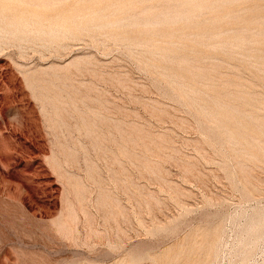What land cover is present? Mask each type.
<instances>
[{
  "label": "rangeland",
  "instance_id": "374dc122",
  "mask_svg": "<svg viewBox=\"0 0 264 264\" xmlns=\"http://www.w3.org/2000/svg\"><path fill=\"white\" fill-rule=\"evenodd\" d=\"M13 1L0 264H264V0Z\"/></svg>",
  "mask_w": 264,
  "mask_h": 264
},
{
  "label": "bare ground",
  "instance_id": "6f19581e",
  "mask_svg": "<svg viewBox=\"0 0 264 264\" xmlns=\"http://www.w3.org/2000/svg\"><path fill=\"white\" fill-rule=\"evenodd\" d=\"M8 1H9V0H8ZM12 1H13V0H12ZM16 1H17V0H16ZM30 1H31V0H30ZM30 1H29V3H30ZM40 1H41V0H40ZM43 1H44V0H43ZM46 1H47V0H46ZM48 1H49V0H48ZM52 1H54V0H52ZM57 1H58V0H57ZM59 1H60V0H59ZM71 1H72V0H71ZM0 2H3V0L0 1ZM13 2L15 3V1H13ZM34 2H36V1L34 0ZM55 2H56V1H55ZM81 2H82V1H81ZM83 2H84V1H83ZM86 2H88V1H86ZM5 3H6V2H5ZM5 3H4V4H5ZM11 3H12V2H11ZM14 3H13V4H14ZM22 3H23V2H22ZM42 3H43V2H42ZM42 3H41V4H42ZM45 3H46V2H45ZM52 3H53V2H52ZM72 3H73V2H72ZM79 3H80V2H79ZM111 3H112V2H111ZM159 3H160V2H159ZM4 4H3V6H2V7H4L3 9H5V5H4ZM19 4H20V3H19ZM38 4H40V2H38ZM64 4H65V3H64ZM74 4H75V2H74ZM1 5H2V4H1ZM21 5H22V4H21ZM26 5H28L27 2H26ZM54 5H55V4H54ZM19 6H20V5H19ZM39 6H40V5H39ZM46 6H47V5H46ZM48 6H49V4H48ZM65 6H66V5H65ZM81 6H82V5H81ZM154 6H155V5H154ZM156 6H157V5H156ZM161 6H164V5L161 4L159 7H161ZM167 6H168V5H167ZM169 6H170V5H169ZM176 6H177V5H176ZM0 7H1V6H0ZM7 7H8V5H7ZM7 7H6V8H7ZM13 7H14V5H13ZM20 7H22V6H20ZM242 7H243V6H242ZM16 8H17V7H16ZM16 8H15V9H16ZM25 8H26V7H25ZM33 8H34V7H33ZM42 8H46V7H42ZM56 8H57V7H56ZM76 8H77V7H76ZM153 8H154V7H153ZM180 8H181V7H180ZM15 9H14V10H15ZM18 9H19V8H18ZM18 9H17V10H18ZM154 9H156V8H154ZM31 10H33V9H31ZM4 11H6V9H5ZM4 11H3V13H4ZM28 11H29V10H28ZM64 11H65V10H64ZM7 12H8V11H7ZM13 12H16V10L13 11ZM34 12H35V11H34ZM0 13H1V12H0ZM16 13H18V11H17ZM5 14H6V13H5ZM41 14H42V12H41ZM46 14H47V13H46ZM46 14H45V16H46ZM165 14H166V13H165ZM165 14H164V15H165ZM225 14H226V12H225ZM14 15H15V14H14ZM223 15H224V14H223ZM65 16H66V15H65ZM39 17H40V16H39ZM35 20H36V19H35ZM217 20H218V19H217ZM37 21H38V20H37ZM39 21H40V20H39ZM44 22H45V21H44ZM117 23H118V22H117ZM155 23H156V22H155ZM112 24H113V23H112ZM109 26H110V25H109ZM119 26H121V25H119ZM199 26H200V25H199ZM50 29H51V28H50ZM261 29H262V28H261ZM53 30H54V29H53ZM263 30H264V29H263ZM24 31H25V30H24ZM42 31H43V30H42ZM54 31H55V30H54ZM222 31H223V30H222ZM258 32H259V31H258ZM192 33H193V32H192ZM3 35H4V34H3ZM3 35H2V36H3ZM217 35H218V33H217ZM26 36H27V35H26ZM36 36H37V35H36ZM117 36H118V35H117ZM249 36H250V35H249ZM6 37H7V36H6ZM111 37H112V36H111ZM218 37H219V36H218ZM64 38H65V37H64ZM80 38H81V37H80ZM192 38H193V37H192ZM120 41H121V40H120ZM112 42H113V41H112ZM117 42H118V41H117ZM17 43H19V42H17ZM102 43H103V42H102ZM223 43H224V42H223ZM223 43H222V44H223ZM251 43H252V42H251ZM47 44H48V43H47ZM47 44H46V45H47ZM54 44H55V43H54ZM118 44H119V43H118ZM220 44H221V43H220ZM35 45H36V44H35ZM58 45H59V44H58ZM62 45H63V44H62ZM59 46H60V45H59ZM17 47H18V46H17ZM61 47H62V46H61ZM63 47H64V45H63ZM208 47H209V46H208ZM48 48H49V47H48ZM59 48H60V47H59ZM101 48H102V47H101ZM123 48H125V47H123ZM61 49H62V48H61ZM130 50H131V49H130ZM132 50H133V49H132ZM22 52H23V51H22ZM84 56H85V55H84ZM77 57H78V56H77ZM80 57H81V56H80ZM82 57H83V56H82ZM243 58H244V57H243ZM75 59H76V58H75ZM90 59H91V57H90ZM176 59H177V58H176ZM171 60H172V59H171ZM172 61H173V60H172ZM188 61H189V60H188ZM228 61H229V60H228ZM78 62H79V61H78ZM84 62H85V61H84ZM230 62H231V61H230ZM173 63H174V62H173ZM175 63L177 64L178 62H175ZM190 63H191V62H190ZM65 64H66V63H65ZM71 64H72V63H71ZM80 64H81V62H80ZM89 64H90V63H89ZM171 64H172V63H171ZM188 64H189V63H188ZM183 65H184V64H183ZM199 65H200V64H199ZM179 66H180V65H179ZM61 67L63 68V66H61ZM84 67H85V66H84ZM177 67H178V66H177ZM239 67H240V66H239ZM241 67H242V66H241ZM243 67H244V66H243ZM80 68H81V67H80ZM181 68H182V67H181ZM195 68H196V67H195ZM71 69H72V67H71ZM82 69H83V68H82ZM205 69H206V68H205ZM69 70H70V69H69ZM182 70H183V69H182ZM35 71H37V70H35ZM79 71H80V70H79ZM86 71H87V70H86ZM213 71H214V70H213ZM25 72H26V71H25ZM25 72H24V74H25ZM27 72H28V71H27ZM38 72H40V71H38ZM53 72H54V71H53ZM42 73H43V72H42ZM60 73H61V72H60ZM218 73H219V72H218ZM49 75H50V74H49ZM61 75H62V74H61ZM41 76H42V75H41ZM46 76H47V75H46ZM52 76H53V75H52ZM59 76H60V75H59ZM103 76H104V75H103ZM112 76H113V75H112ZM112 76H111V77H112ZM35 77H36V76H35ZM50 77H51V76H50ZM109 77H110V76H109ZM194 77H195V76H194ZM52 78H53V77H52ZM59 78H60V77H59ZM103 78H105V77H103ZM116 78H118V76H117ZM116 78H115V80H116ZM61 79H62V78H61ZM105 79H107V78H105ZM110 79H111V78H110ZM122 79H123V78H122ZM26 80H27V79H26ZM26 80H25V81H26ZM51 80H52V79H51ZM59 80H60V79H59ZM113 80H114V79H113ZM71 81H72V80H71ZM111 81H112V80H111ZM123 81H124V80H123ZM222 81H223V80H222ZM222 81H221V82H222ZM226 81H227V80H226ZM66 82H67V81H66ZM115 82H117V81H115ZM120 82H121V81H120ZM216 82H217V81H216ZM219 82H220V81H219ZM82 83H83V82H82ZM82 83H81V84H82ZM112 83H113V82H112ZM121 83H122V82H121ZM123 83L125 84V82H123ZM217 83H218V82H217ZM235 83H236V82H235ZM237 83H238V82H237ZM117 84H118V83H117ZM118 85H119V84H118ZM121 85H122V84H121ZM29 86H30V85H29ZM76 86H78V85L76 84ZM82 86H84V83H83ZM82 86H81V87H82ZM123 86H124V85H123ZM125 86H126V85H125ZM165 86H166V85H165ZM171 86H172V84H171ZM78 87H79V86H78ZM172 87H173V86H172ZM179 87H180V85H179ZM181 87H182V86H181ZM216 87H217V86H216ZM219 87H220V86H219ZM28 88H29V87H28ZM63 88H64V87H63ZM84 88H85V87H84ZM124 88H126V87H124ZM168 88H169V87H167V89H168ZM48 89H49V88H48ZM40 90H41V89H40ZM85 90H86V88H85ZM89 90H90V88H89ZM72 91H73V90H72ZM92 91H93V90H92ZM50 92H51V91H50ZM52 92H53V91H52ZM73 92H74V91H73ZM77 92H78V90H77ZM90 92H91V91H90ZM94 94H95V93H94ZM87 95H88V94H87ZM99 95H100V94H98V96H99ZM210 95L213 96V94H210ZM80 96L82 97V95H80ZM83 96H84V95H83ZM33 97H34V96H33ZM45 97H46V96H45ZM85 97H86V95H85ZM38 98H39V96H38ZM46 98H47V97H46ZM67 99H68V98H67ZM78 99H79V98H78ZM99 99H100V98H99ZM37 100H38V99H37ZM49 100H50V99H49ZM75 100H76V99H75ZM82 100H84V99H82ZM68 101H69V100H68ZM105 101H106V99H105ZM86 102H88V101L86 100ZM68 103H69V102H68ZM74 103H75V101H74ZM74 103H73V104H74ZM76 103H77V102H76ZM88 103H89V102H88ZM100 103H101V102H100ZM100 103H99V104H100ZM85 104H86V103H85ZM85 104H84V105H85ZM89 104H90V103H89ZM96 104H97V103H96ZM106 104H107V103H106ZM45 105H46V104H45ZM70 105H71V104H70ZM86 105H87V104H86ZM93 105H94V104H93ZM104 105H105V104H104ZM40 106H41V105H40ZM88 107H89V106H88ZM153 107H154V106H153ZM74 108H75V107H74ZM89 108H90V107H89ZM89 108H88V109H89ZM92 108H94V107H92ZM107 108H109V107H107ZM155 108H156V107H155ZM155 108H153V109H155ZM95 109H96V108H95ZM190 109H191V108H190ZM108 110H109V109H108ZM110 110H111V109H110ZM159 110H161V109H159ZM41 111H42V110H41ZM70 111H72V110H70ZM72 112H73V111H72ZM85 112H86V111H85ZM121 112H122V110H121ZM44 113H45V112H44ZM48 113H49V112H48ZM88 113H89V112H88ZM51 114H52V113H51ZM66 115H67V114H66ZM66 115H64V116L66 117ZM76 115H77V114H76ZM90 115H91V114H90ZM124 115H126V114H124ZM124 115H123V116H124ZM103 116H104V114H103ZM105 116H106V115H105ZM60 117H61V115H60ZM61 118H62V117H61ZM98 118H99V117H98ZM100 118H101V116H100ZM93 119L95 120V118H93ZM101 119H102V118H101ZM115 119H116V118H114V120H115ZM68 120H71V119L68 118ZM76 120H77V119H76ZM91 120H92V119H91ZM117 120H118V119H117ZM121 120H122V119H121ZM47 121H48V120H47ZM62 121H63V120H62ZM99 121H100V120H99ZM118 121L120 122V120H118ZM123 121H124V120H123ZM123 121H122V124H123ZM76 122H77V121H76ZM72 123H73V122H72ZM101 123H102V122H101ZM125 123H126V122H125ZM59 124H60V122H59ZM75 124H76V123H75ZM107 124H108V123H107ZM116 124H117V123H116ZM207 124H208V122H207ZM258 124H259V123H258ZM262 124H263V123H262ZM54 125H55V124H54ZM79 125H80V123H79ZM117 125H118V124H117ZM72 126H73V125H72ZM108 126H109V124H108ZM123 126H124V125H123ZM55 127H56V126H55ZM131 127H132V125H131ZM211 127H212V126H211ZM214 127H215V126H214ZM62 128H63V126H62ZM105 128H106V127H105ZM110 128H111V127H110ZM114 128H115V126H114ZM122 128H123V127H122ZM132 128H133V127H132ZM132 128H131V129H132ZM135 128H136V127H135ZM138 128H139V127H138ZM215 128H216V127H215ZM215 128H212V129H215ZM128 129H129V128H128ZM136 129H137V128H136ZM216 129H217V128H216ZM61 130H62V129H61ZM117 130H118V129H117ZM217 130H218V129H217ZM59 131H60V129H59ZM112 131H113V130H112ZM115 131H116V130H115ZM125 131H126V130H125ZM127 131H128V130H127ZM132 131H133V130H132ZM139 131H140V130H139ZM139 131H138V132H139ZM214 131L216 132V130H214ZM110 132H111V131H110ZM116 132H118V131H116ZM123 132H124V131H123ZM218 132H219V131H218ZM65 133H66V132H65ZM82 133H83V131H82ZM103 133H105V132H103ZM118 133H119V132H118ZM135 133H136V132H135ZM247 133H248V132H247ZM52 134H53V133H52ZM63 134H64V133H63ZM107 134H108V133H107ZM110 134H111V133H110ZM127 134H128V133H127ZM136 134H137V133H136ZM217 134H218V133H217ZM64 135H65V134H64ZM83 135H84V134H83ZM138 135H139V134H138ZM138 135H136V136H138ZM142 135H143V133H142ZM220 135H221V134H220ZM91 136H92V135H91ZM124 136H125V134H124ZM139 136H140V135H139ZM143 136H144V135H143ZM58 137H59V136H58ZM65 137H66V136H65ZM106 137H107V136H106ZM125 137H127V136H125ZM128 137H129V136H128ZM131 137H132V136H131ZM66 138H68V137H66ZM88 138H90V137H88ZM107 138H108V137H107ZM119 138H120V136H119ZM129 138H130V137H129ZM142 138H144V137H142ZM224 138H225V137H224ZM91 139H92V138H91ZM108 139H109V138H108ZM121 139H123V138L121 137ZM131 139H132V138H131ZM106 140H107V139H106ZM128 140H129V139H128ZM153 140H155V139H153ZM223 140H224V139H223ZM79 141H80V140H79ZM95 141H96V140H95ZM151 141H152V139H151ZM159 141H160V140H159ZM63 142H64V141H63ZM68 142H69V141H68ZM128 142H130V141H128ZM160 142H161V141H160ZM59 143H60V142H59ZM61 143H62V142H61ZM119 143H120V142H119ZM119 143H118V144H119ZM132 143H134V142H132ZM132 143H130V145H131ZM156 143H159V142L156 141ZM161 143H162V142H161ZM144 144H145V145H148L147 143H144ZM123 145H124V144H123ZM156 145H157V144H156ZM162 145H163V143H162ZM164 145H165V144H164ZM92 146H93V145H92ZM125 146H126V145H125ZM157 146H158V145H157ZM165 146H166V145H165ZM121 147H122V146H121ZM152 147H153V146H152ZM160 147H161V146H160ZM162 147H164V146H162ZM77 148H78V147H77ZM79 148H80V147H79ZM99 148H100V147H99ZM257 148H259V147H257ZM109 149H110V148H109ZM119 149H120V147H119ZM122 149H123V151L125 152L124 148H122ZM127 149H128V148H127ZM150 149H151V147H150ZM101 150H102V148H101ZM128 150H129V149H128ZM147 150H148V149H147ZM263 150H264V149H263ZM104 151H105V150H104ZM118 152H119V151H118ZM131 152H132V151H131ZM102 153H103V152H102ZM239 153H240V152H239ZM134 154H135V153H134ZM136 155H138V154H136ZM113 156H114V155H113ZM118 156H119V155H118ZM118 156H117V158H118ZM132 156H133V155H132ZM111 157H112V156H111ZM133 157H134V156H133ZM233 157H234V156H233ZM238 157H239V156H238ZM98 158H99V157H98ZM121 158H122V157H121ZM135 158H136V157H135ZM255 158H256V157H255ZM136 159H137V158H136ZM249 159H250V158H249ZM110 160H111V159H110ZM112 160H113V159H112ZM120 160H121V159H120ZM134 160H135V159H134ZM139 160H140V159H139ZM139 160H138V161H139ZM143 160H146V159H142V161H143ZM113 161H114V160H113ZM112 163H113V162H112ZM112 163H111V164H112ZM123 163H124V162H123ZM129 163H130V161H129ZM147 163H148V162H147ZM241 163H242V162H241ZM130 164H131V163H130ZM155 164L157 165V163H155ZM149 165H150V163H149ZM153 165H154V163H153ZM241 165H242V164H241ZM246 165H248V164L246 163ZM142 166H143V165H142ZM157 166H158V165H157ZM148 167H149V166H148ZM153 167H155V165H154ZM235 167H236V166H235ZM237 167H238V166H237ZM187 168H188V167H187ZM123 169H124V168H123ZM143 169H144V167H143ZM150 169H151V167H150ZM150 169H149V170H150ZM145 170H147V169H145ZM145 170H144V171H145ZM244 170H245V169H244ZM246 170H247V168H246ZM249 170H250V167H249ZM147 171H148V170H147ZM151 172H152V171H151ZM243 172L245 173V171H243ZM248 172H250V171H248ZM149 173H150V172H149ZM155 173H156V172H155ZM158 173H159V171H158ZM112 174H113V173H112ZM152 174H154V173L152 172ZM113 175H114V174H113ZM248 175H249V174H248ZM156 177H157V176H156ZM160 177H161V176H160ZM249 177H250V176H249ZM245 178H246V177H245ZM160 179H162V178H160ZM123 180H124V179H123ZM245 181H246V180H245ZM115 182H116V181H115ZM247 182H248V181H247ZM247 182H246V183H247ZM100 183H101V182H100ZM127 183H128V182H127ZM244 183H245V182H244ZM250 183H251V182H250ZM246 185H247V184H246ZM248 185H249V184H248ZM254 186H255V185H254ZM128 188H129V187H128ZM255 188H256V187H255ZM126 189H127V188H126ZM83 190H84V189H83ZM127 190H128V189H127ZM105 191H106V190L104 189V192H105ZM78 192H79V191H78ZM82 192H83V191H82ZM109 194H111V193L109 192ZM249 194H250V193H249ZM249 194H247V195H249ZM77 195H80V196H81V193H80V194H77ZM108 196H109V195H107V197H108ZM148 196H149V195H148ZM250 196H251V195H250ZM97 197H99V196L97 195ZM151 198H152V197H151ZM153 198H154V197H153ZM96 199H97V198H96ZM98 199H99V198H98ZM102 199H103V198H102ZM108 199H110V198H108ZM108 199H107V200H108ZM143 199H144V198H143ZM153 200H154V199H153ZM145 201H146V200H145ZM147 201H148V200H147ZM98 202H99V201H98ZM117 202H118V201H117ZM143 202H144V201H143ZM100 203H101V202H100ZM148 203H149V202H148ZM102 206H103V205H102ZM146 206H147V203H146ZM66 212H67V211H66ZM111 212H112V211H111ZM61 214H62V213H61ZM61 216H62V215H61ZM63 217H64V216H63ZM70 217H71V216H70ZM70 217H68V218H70ZM114 217H115V216H114ZM58 218H59V217H58ZM112 218H113V217H112ZM114 219H115V218H114ZM53 220H54V219H53ZM55 220H56V219H55ZM61 220H62V219H61ZM89 220H90V219H89ZM51 221H52V220H51ZM64 221H65V219H64ZM72 221H73V220H72ZM86 221H87V220H86ZM90 221H91V220H90ZM112 221H113V219H112ZM54 222H55V221H54ZM58 223H60V222H58ZM61 223H62V222H61ZM70 223H71V221H70ZM70 223H69V224H70ZM73 223H74V222H73ZM89 223H90V222H89ZM91 223H93V222H91ZM52 224H54V223H52ZM52 224H51V225H52ZM64 224H65V223H64ZM71 224H72V223H71ZM74 224H75V223H74ZM86 224H87V222H85V225H86ZM65 225H66V224H65ZM67 225H68V224H67ZM88 225H89V224H88ZM68 226H69V225H68ZM89 226H91V225H89ZM55 227H56V226H55ZM70 227H71V226H70ZM91 227H93V226H91ZM115 227H116V226H115ZM156 227H157V226H156ZM159 227H160V226H159ZM161 227H162V226H161ZM60 228H62V227H60ZM68 228H69V227H67V229H68ZM74 228H75V227H74ZM87 228H88V227H87ZM116 228H117V227H116ZM157 228H158V227H157ZM167 228H168V226H167ZM67 229H66V230H67ZM71 229H72V228H71ZM71 229H70V230H71ZM61 230H62V229H60V231H61ZM70 230H69V231H70ZM91 230H92V229H91ZM96 230H97V229H96ZM158 230H160V228H159ZM71 231H72V230H71ZM86 231H87V230H86ZM98 231H99V230H98ZM117 231H120V230L117 229ZM148 231H149V230H148ZM151 231H152V230H151ZM153 231H154V230H153ZM207 231H208V230H207ZM89 232H90V230H89ZM92 232H93V230H92ZM62 233H64V232H62ZM62 233H61V234H62ZM65 233H66V232H65ZM67 233H68V232H67ZM71 233H73V232H71ZM87 233H88V232H87ZM90 233H91V232H90ZM94 233H95V232H94ZM119 233H120V232H119ZM190 233H192V232H190ZM61 234H60V235H61ZM95 234H97V233H95ZM208 234H209V233H207V235H208ZM68 235H69V234H68ZM68 235H67V236H68ZM92 235H93V233H92ZM98 235H99V233H98ZM209 235H211V234H209ZM62 236H63V235H62ZM215 236H217V235H215ZM68 237H69V236H68ZM74 237H75V236H74ZM90 237H91V236H90ZM97 237H98V236H96V238H97ZM202 237H203V236H202ZM65 238H66V237H65ZM71 238H72V236H71ZM75 238H76V237H75ZM87 238H88V237H87ZM87 238H86V240L88 241ZM93 238H94V237H93ZM187 238H189V236H188ZM210 238H211V237H210ZM97 239H98V238H97ZM69 240H71L70 237H69ZM73 240H74V239H73ZM90 240H91V238H90ZM188 240H189V239H188ZM207 240H208V239H207ZM211 240H212V239H211ZM192 241H193V240H192ZM209 241H210V240H209ZM214 241H215V239H214ZM214 241H213V242H214ZM184 242H185V241H184ZM187 242H188V241H187ZM193 242H194V241H193ZM204 242H205V241H204ZM204 242H203V243H204ZM201 243H202V241H201ZM179 244H180V243H179ZM185 244H186V242H185ZM188 244H189V243H188ZM197 244H198V243H197ZM206 244H207V242H206ZM208 244H211V243L208 242ZM190 245H191V244H190ZM199 245H200V244H199ZM177 246H179V245H177ZM183 246H184V244H183ZM186 246H187V245H186ZM115 247H116V246H115ZM192 247H193V246H192ZM195 247H196V246H195ZM199 247H200V246H199ZM205 247H206V246H205ZM181 248H182V247H181ZM175 249H176V248H175ZM184 249H185V248H184ZM192 249H193V248H192ZM197 249H198V248H197ZM197 249H196V250H197ZM205 249L207 250V248H205ZM171 250H172V249H171ZM198 250H199V249H198ZM133 251H134V250H133ZM164 251H165V250H164ZM190 251H191V250H190ZM169 252H170V251H168V253H169ZM207 252H208V251H207ZM173 253L175 254V251H174ZM183 253L185 254V251H184ZM198 253H199V252H198ZM143 254H145V253H143ZM143 254H142V255H143ZM164 254H165V253H164ZM184 254H183V255H184ZM202 254H203V253H202ZM137 255H138V254H137ZM147 255H148V254H147ZM160 255H161V254H160ZM167 255H168V254H167ZM169 255H170V254H169ZM169 255H168V256H169ZM143 256H144V255H143ZM148 256H149V255H148ZM161 256H162V255H161ZM192 256H193V255H192ZM195 256H196V255H195ZM197 256H198V254H197ZM207 256H208V255H207ZM131 257H133V256H131ZM134 257H135V256H134ZM134 257H133V258H134ZM137 257H139V256H137ZM144 257H147V256H144ZM144 257H143V258H144ZM159 257H160V256H159ZM185 257H186V255H185ZM185 257H184V258H185ZM140 258H141V257H140ZM129 259H130V257H129ZM138 259H139V258H138ZM172 259H174V257H173ZM175 259H176V258H175ZM182 259H183V258H182ZM194 259H196V258H194ZM194 259H193V260H194ZM199 259H200V258H199ZM130 260H132V259H130ZM141 260H142V259H141ZM193 260H192V261H193ZM126 261H127V260H126ZM133 261H134V259H133ZM136 261H137V260H136ZM136 261H135V262H136ZM159 261H160V260H159ZM138 262H139V261H138ZM138 262H136V263H138ZM176 262H177V261H176ZM181 262H182V261H180V263H181ZM132 263L135 264L134 262H130V264H132ZM180 263H178V264H180ZM182 263H184V261H183ZM182 263H181V264H182ZM126 264H128V263H126ZM171 264H174V262L171 263ZM208 264H209V263H208Z\"/></svg>",
  "mask_w": 264,
  "mask_h": 264
}]
</instances>
